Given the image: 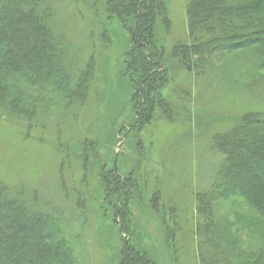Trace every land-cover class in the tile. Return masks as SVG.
I'll list each match as a JSON object with an SVG mask.
<instances>
[{
	"label": "trees",
	"instance_id": "1",
	"mask_svg": "<svg viewBox=\"0 0 264 264\" xmlns=\"http://www.w3.org/2000/svg\"><path fill=\"white\" fill-rule=\"evenodd\" d=\"M184 1L185 40L174 41L173 56L192 62L199 71L226 53L253 49L264 64V0ZM54 2L0 0V116L22 124L23 131L40 130L47 123L59 126L61 121L51 112L57 100L63 103L60 119L66 114L79 118L94 92L98 64L94 50L89 47V58L82 59L80 46L68 32L71 21ZM85 2L95 10L97 21H103L105 14L107 21L117 20L129 34L119 82L127 99L118 102L115 123H120L117 133L127 132L126 137L132 133L134 138V133L153 121L156 109L167 105L163 91L171 76L161 35L168 34L173 25L168 2ZM108 34H103L105 39ZM90 39L82 48L91 45ZM98 141L59 145L60 167L67 164L65 155L95 163L89 159L97 160ZM211 143L222 158L210 186L196 189L192 244L182 243L183 249L193 254L197 264H264V111L251 112L227 130L216 132ZM107 166L101 169L104 182L109 180L103 188L107 199L101 215L102 220L109 219L108 207L114 223L100 227L99 232L106 233L104 239L120 242L118 264H163V254L142 245L131 202L137 199L146 204L151 218L161 222L163 246L169 254L178 252L177 234L185 228L176 204L164 201L155 189L139 187L134 171L127 178L118 174L115 180ZM60 169L55 186L66 185L67 177L61 178ZM37 186L0 179V264H76L73 236H67V223L58 216V201L49 200L47 189ZM83 190L65 186L59 203L78 197L79 209L87 210ZM226 201L230 205L222 211Z\"/></svg>",
	"mask_w": 264,
	"mask_h": 264
},
{
	"label": "rangeland",
	"instance_id": "2",
	"mask_svg": "<svg viewBox=\"0 0 264 264\" xmlns=\"http://www.w3.org/2000/svg\"><path fill=\"white\" fill-rule=\"evenodd\" d=\"M54 1L71 21L68 32L80 46L78 52L82 59L89 58V47L94 50L98 63L94 92L89 99L90 105L79 118L66 114L60 119L63 103L57 100L51 112L53 118L61 121L59 126L47 123L40 130L25 128L23 131L22 124L0 116V179L12 185L18 181L38 185V188L43 185L49 200L58 201L61 209L58 216L67 223V236H73L71 243L77 256L76 264H118L120 242L104 239L106 233L99 232L100 227L109 228L114 223L108 207L109 219L103 217L105 220H102L107 199L103 188L108 187L109 180L104 182L105 174L101 169L108 163V173L115 180L118 174L127 178L134 171L139 187L155 189L161 192L164 201L176 204L182 216L179 222L185 226L177 234L178 252L169 254L163 246L161 222L151 218L146 204L134 199L131 210L134 222L141 227L142 245L157 251L161 257L163 254V264H197L193 254L182 246L185 242L192 244L194 194L196 189L210 186L222 158L212 147L213 134L227 130L251 112L264 111L261 55L253 49L229 52L214 58L205 70L198 71L192 62L183 61L171 52L174 41L185 40V1L167 0L173 19L170 32L161 35L169 56L171 76L170 84L163 91L167 105L158 107L153 121L144 130L134 133V138L132 133L126 137L127 132L117 133L120 123L115 120L119 115L118 102L127 99L119 82L124 54L129 48L128 32L121 29L117 20L107 21L105 14L103 21H97L95 10L85 0ZM80 8L81 11L77 10ZM106 33L109 34L105 39L103 34ZM89 37L91 45L82 48ZM84 139L99 140L97 160L89 159L90 163H95L89 165L85 160L64 154L68 157L67 164L60 167L62 157H59L58 146H71ZM99 161L104 163L98 166ZM79 162L84 163L85 168ZM58 166L61 178L67 177L65 186L84 189L87 210L79 209L78 197L67 199L63 205L59 203L58 197L64 193L65 186H55ZM81 193L78 195L83 197ZM228 205L230 201L224 202L220 209L225 211Z\"/></svg>",
	"mask_w": 264,
	"mask_h": 264
}]
</instances>
